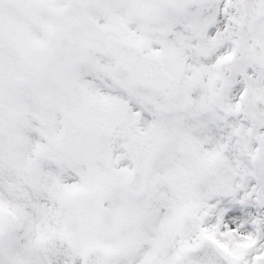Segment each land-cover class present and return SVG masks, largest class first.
I'll return each instance as SVG.
<instances>
[{"label": "snow or ice", "instance_id": "6c2138e0", "mask_svg": "<svg viewBox=\"0 0 264 264\" xmlns=\"http://www.w3.org/2000/svg\"><path fill=\"white\" fill-rule=\"evenodd\" d=\"M0 264H264V0H0Z\"/></svg>", "mask_w": 264, "mask_h": 264}]
</instances>
